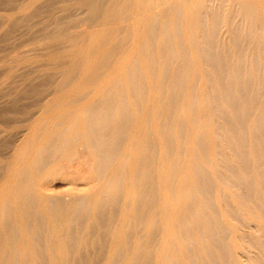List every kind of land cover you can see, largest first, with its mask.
Here are the masks:
<instances>
[{
    "label": "bare ground",
    "instance_id": "6f19581e",
    "mask_svg": "<svg viewBox=\"0 0 264 264\" xmlns=\"http://www.w3.org/2000/svg\"><path fill=\"white\" fill-rule=\"evenodd\" d=\"M82 1L0 182V264H264V0Z\"/></svg>",
    "mask_w": 264,
    "mask_h": 264
},
{
    "label": "rangeland",
    "instance_id": "374dc122",
    "mask_svg": "<svg viewBox=\"0 0 264 264\" xmlns=\"http://www.w3.org/2000/svg\"><path fill=\"white\" fill-rule=\"evenodd\" d=\"M99 8L105 0H86ZM82 0H0V182L15 148L68 67L57 29L93 28ZM90 188V187H89Z\"/></svg>",
    "mask_w": 264,
    "mask_h": 264
}]
</instances>
